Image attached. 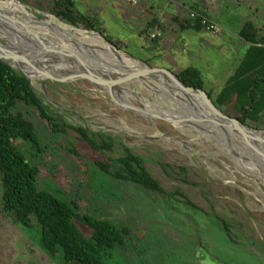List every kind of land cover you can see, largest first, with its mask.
I'll list each match as a JSON object with an SVG mask.
<instances>
[{"label": "rangeland", "instance_id": "rangeland-1", "mask_svg": "<svg viewBox=\"0 0 264 264\" xmlns=\"http://www.w3.org/2000/svg\"><path fill=\"white\" fill-rule=\"evenodd\" d=\"M17 1L37 19L48 22L47 26L58 24L76 29L52 14L54 0ZM73 1L82 15L91 17L103 29L105 34H100L119 45L121 53L151 68H165L177 75L187 68H198L205 91L213 100L233 76L249 47L238 33L246 22L259 24L257 17L264 16V0H244L243 6H235L236 0H228L232 6L220 23L228 30L218 35L206 31L200 35L162 31L166 43L161 45L160 40L152 41L151 35H140L144 19L134 20L133 14H129L137 10L135 14L142 16L138 9L144 6H132L125 0ZM13 9L11 12L17 18L29 22L18 7ZM174 10L171 9L167 20ZM174 40L176 48L173 46L169 51ZM184 42L190 45L185 52ZM83 45L91 46L88 42ZM155 52L161 54L157 59ZM171 53L176 65L165 60ZM32 87L43 103L69 125L85 127L91 133L105 134L114 140L111 150L94 151L74 130L55 135L40 126L43 153L30 145L23 146L29 159L44 169L42 186L48 185L69 200L84 204L98 218L124 223L141 234L136 242L141 252L137 259L116 252L110 257V264H264V165L246 145L191 116L195 111L188 102L153 80L123 84L115 91V98L179 122L173 124L123 109L108 92L86 81L68 84L48 81L45 87L40 81H33ZM219 109L232 119L240 116L232 108ZM34 119L41 124L36 115ZM245 125L264 131L262 124L248 121ZM72 146L79 151L81 161L68 151ZM126 147L145 159L149 172L167 191H181L198 208L186 205L181 197L171 200L149 194L96 168V160L120 158ZM164 165H170L172 170L166 172ZM179 167L188 168L189 181L198 186L175 174L180 173ZM220 219L230 224L235 242L223 230ZM0 264L58 263L36 246L33 234L11 223L0 210Z\"/></svg>", "mask_w": 264, "mask_h": 264}, {"label": "trees", "instance_id": "trees-1", "mask_svg": "<svg viewBox=\"0 0 264 264\" xmlns=\"http://www.w3.org/2000/svg\"><path fill=\"white\" fill-rule=\"evenodd\" d=\"M52 14L76 28L105 34L94 19L77 10L73 0H54ZM175 21L182 22L183 28L204 29L199 19L177 18ZM150 28L143 34H148ZM240 37L249 44V49L235 74L213 101L219 108H232L243 124L251 121L264 126V37L254 22L244 25ZM178 76L188 87L205 91L198 68H187ZM209 96L213 99L211 94ZM35 115L41 124L36 122ZM40 126L55 135H66L74 130L94 151L111 150L114 145L111 136L69 125L43 103L27 76L0 60V210L4 217L33 234L36 246L58 264H110V257L116 252L137 259L141 252L136 242L141 234L135 229L98 218L90 214L84 204L69 200L48 185H41L44 169L29 159L23 147L30 145L43 153ZM68 151L81 161L75 146ZM95 166L114 180L131 182L149 194L163 195L171 200L181 197L186 205L198 208L181 191H167L149 172L145 159L127 147L120 158L96 160ZM164 170L168 172L172 167L164 165ZM179 171L173 170V173L183 176L188 184L198 186L189 181L188 168L179 167ZM220 223L234 241L230 224L223 219Z\"/></svg>", "mask_w": 264, "mask_h": 264}, {"label": "water", "instance_id": "water-1", "mask_svg": "<svg viewBox=\"0 0 264 264\" xmlns=\"http://www.w3.org/2000/svg\"><path fill=\"white\" fill-rule=\"evenodd\" d=\"M84 30L97 33L107 44L120 52L115 45L110 43L108 39L99 32ZM1 42L0 60L12 69L20 71L27 76L31 85L33 81H40L43 87L46 86L48 81H55L63 84L86 81L108 92L123 109L135 112L143 117L161 119L175 124L179 122V119H174L159 113H151L147 110L137 108L132 104L123 103L116 99L114 95L115 91L120 90L121 85L135 81L144 83L148 80H153L162 83L171 90L170 84H173L183 93L200 98L211 110L227 121L236 131L244 134L250 129L240 120L225 116L206 91L188 87L179 76L172 71L165 68H151L145 62L127 53H124V55L128 60L143 65L138 67L134 64L131 67L126 66L122 68L113 66L107 62L95 60V58H91L92 63H90L88 60L79 57L77 53L67 47L49 43L42 44L41 50L37 53H21L10 47L9 42L5 43V39L1 40ZM63 60L65 62H63ZM47 65H51L52 67L61 66V69L48 68ZM62 65H67V67L62 68ZM68 66H74L76 69H66ZM261 132L264 133V131Z\"/></svg>", "mask_w": 264, "mask_h": 264}, {"label": "bare ground", "instance_id": "bare-ground-1", "mask_svg": "<svg viewBox=\"0 0 264 264\" xmlns=\"http://www.w3.org/2000/svg\"><path fill=\"white\" fill-rule=\"evenodd\" d=\"M15 7H18L25 18L31 23H26L25 20L17 18V16L11 12ZM55 21L63 25L62 22L56 18ZM47 25L48 22L37 19L17 0L0 1V42L5 39V41L9 42L10 47L21 53H37L41 50L42 44L51 43L59 44L73 50L79 57L88 60L90 63H92L91 58H95V60L107 62L113 66L122 68L126 66L131 67L134 64L138 67L142 66L128 60L124 53L116 51L95 32L91 33L86 32L84 29L67 28L65 26H59L58 24L55 26ZM38 31H41V33L35 35ZM24 33L30 35L36 42L28 39ZM76 39L83 40V43L88 42L91 46L85 48L83 43H76ZM71 41L74 43L73 45L70 44ZM115 58H121V60H116ZM63 62L65 61L63 60ZM56 67L61 69V66ZM63 67L65 68L67 65H62V68ZM66 69L72 68L68 66ZM170 86L172 91L175 92L174 94H177L180 98L188 102L187 104L194 109L195 112L192 113L191 116L200 118L201 121L205 122L206 125L208 124L207 126L210 128L225 133L229 138L246 145L264 165V133L250 129L247 133H240L211 110L200 98L183 93L173 84H170ZM258 137L262 138V141L259 140Z\"/></svg>", "mask_w": 264, "mask_h": 264}, {"label": "crops", "instance_id": "crops-1", "mask_svg": "<svg viewBox=\"0 0 264 264\" xmlns=\"http://www.w3.org/2000/svg\"><path fill=\"white\" fill-rule=\"evenodd\" d=\"M186 1L187 0H141L138 5H132V6H136L139 8L144 6L143 9H138L141 12H143V15L138 16L137 14H135L138 12L137 10L131 11V13H129V14H133L134 20L141 19V18L144 19V21H143L144 28L143 29L140 28V35H144L143 34L144 30L149 28V27H152L149 29L148 34H147L149 37L153 33L162 32V31L163 32L164 31H173L175 33H180V34L188 33V32L189 33L195 32V33H198L200 35L201 32H204L206 30L205 29L197 30V29H194L191 27L190 28H183L182 22H176L175 21V19H177V18L190 21L192 11L205 15L209 20H211L212 22H214L215 24H217L219 26L220 32H222V31L224 32V31L228 30L220 24L222 19L225 20L227 11L230 10V7L232 6L228 0H192L191 3H187ZM236 1L237 2L235 3L236 4L235 6H243L242 4L245 2L244 0L242 2H240L239 0H236ZM75 4H76V2H75ZM76 8H77V5H76ZM173 8H175L174 13L171 14V18L167 20V16L169 15V12ZM256 12L259 14V8L256 9ZM263 17L258 16L257 18H258L259 24H257V23L255 24L257 26V28H259L261 30V36L262 37H264V18ZM248 22H252V21H248ZM238 36L240 37V32L238 33ZM157 40L161 41V45H164L166 43L165 37L164 38L162 37V39H157ZM157 40H152V41H157ZM200 42H201V39H200ZM243 42H246V41L243 40ZM175 44H176V42L174 40L172 42V47H168L169 51H172V49H174ZM182 46L184 47L183 50L185 52L186 49H188L190 45H189V43L184 42V43H182ZM248 46H249V44H248ZM248 49H249V47H248ZM248 49H247V51H248ZM176 51L180 52V50H176ZM153 53H154L153 51L150 52L151 55ZM157 53L158 52H155V54H157ZM155 54H154L155 58L156 57L158 58L161 56V54L160 55H158V54L155 55ZM174 57H175V55L173 53H171V56L170 57L167 56L165 58V60H169L172 62L173 65H176L177 62L175 61ZM237 69H236V71H237Z\"/></svg>", "mask_w": 264, "mask_h": 264}, {"label": "built area", "instance_id": "built-area-1", "mask_svg": "<svg viewBox=\"0 0 264 264\" xmlns=\"http://www.w3.org/2000/svg\"><path fill=\"white\" fill-rule=\"evenodd\" d=\"M127 3L133 4V5H138L140 3L141 0H125ZM191 19L192 20H200L204 29L213 34V35H218L220 33V28L217 24H215L214 22H212L211 20H209L205 15L197 13V12H193L191 13ZM162 32H157V33H153L151 35V39L152 40H157V39H162Z\"/></svg>", "mask_w": 264, "mask_h": 264}]
</instances>
